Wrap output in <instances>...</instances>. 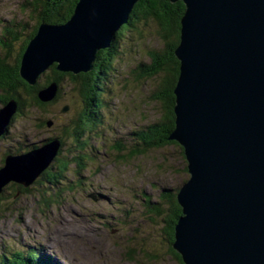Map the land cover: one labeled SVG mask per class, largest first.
Here are the masks:
<instances>
[{"label": "water", "instance_id": "obj_1", "mask_svg": "<svg viewBox=\"0 0 264 264\" xmlns=\"http://www.w3.org/2000/svg\"><path fill=\"white\" fill-rule=\"evenodd\" d=\"M139 1L79 0L66 24L41 25L21 77L34 86L54 65L61 73L91 72ZM178 1L186 11L169 140L183 149L190 178L177 193L182 217L173 249L184 264H264V0H171ZM57 89L52 84L40 99L53 100ZM15 107L0 109V136ZM59 148L53 140L8 156L0 194L10 182L33 184Z\"/></svg>", "mask_w": 264, "mask_h": 264}, {"label": "rangeland", "instance_id": "obj_2", "mask_svg": "<svg viewBox=\"0 0 264 264\" xmlns=\"http://www.w3.org/2000/svg\"><path fill=\"white\" fill-rule=\"evenodd\" d=\"M39 1L0 0V40L13 42L11 35L4 32L12 27L24 39L38 21ZM155 32L153 27L147 29L144 42L126 46L128 53L113 62L102 98V122L94 131L85 133L88 147L83 153L92 155L91 163L78 176L71 167L57 189L58 199L50 205H45L42 198L48 193L47 186L39 188L33 184L4 206L0 202V207L7 208L0 213V256L43 247L61 264H180L165 239L164 220L168 215H157L154 206L163 205L165 209L162 193H175L190 178L182 148L167 146L121 160L114 154L118 143L124 144L125 154L138 148V132L165 119L163 101L154 98L163 94L164 73L142 82H136L133 76L140 63H151V50L163 48ZM19 46L14 45L9 59L15 58ZM8 53L0 49L1 59L8 58ZM58 94L62 98L49 107L51 112L25 110L9 126L10 136L0 141V168L7 147L15 148L14 151L24 147L27 153L26 147L40 148L60 138L64 142L62 155L67 158L73 144L64 132L72 129V121L80 110L79 98L67 80L58 87L55 97ZM9 105L4 107L6 111ZM66 107L68 111L62 113ZM47 121L51 126L45 124ZM72 186V190H67Z\"/></svg>", "mask_w": 264, "mask_h": 264}, {"label": "trees", "instance_id": "obj_3", "mask_svg": "<svg viewBox=\"0 0 264 264\" xmlns=\"http://www.w3.org/2000/svg\"><path fill=\"white\" fill-rule=\"evenodd\" d=\"M79 0H41L39 1V13L38 21L34 29L21 40V34L17 33L12 27L11 29H5L4 32L11 35L13 42L6 43L5 40H0V49L9 52L8 58L1 59L0 57V105L5 107L8 103H15V111L10 119L9 125L6 128V132L17 117L23 115L25 110L28 109H47L56 104L62 95L56 96L53 100L47 104L43 102L39 93L46 90L52 84L61 87L67 80L71 82V86L78 93V108L80 109L72 121V129H65L64 134L71 138L73 144L67 158L63 157L62 150L64 148V142L59 139L60 149L56 154L52 163L47 167L44 172L33 182V185H37L39 188L44 185L48 188V193L43 194L45 205H50L55 202L59 197L60 186H62L67 173L70 172L72 166H74V172L79 175V171L84 169L83 167L91 163L92 155L89 153H83L84 148H87V141L85 139V133L88 131H94L96 127L102 122L101 111L103 109V94L106 91V83L114 67V60L123 59L126 50L130 44L134 42H144L147 37L148 31L153 27L156 29L154 35L156 38L162 41V49H154L150 51L151 63L146 65L140 63L133 71L136 82L147 81L159 76L164 73L166 79L164 80L163 94L155 96L156 100H161L164 103L166 109V116L163 121L156 124H152L145 130H141L136 135V140L139 143V147L127 150L126 154L123 151L124 144H116L117 149L116 157L117 160L132 158L133 156H140L145 154L147 151L153 149H162L167 146L178 145L177 143L169 140L170 135L175 129V95L174 90L177 85V81L180 74V62L175 56V50L177 49L180 42L181 33V20L184 17L186 7L182 1L172 3L171 0H141L133 8L128 22L123 25L120 30L116 33L111 48L100 51L96 57V61L93 70L88 73H80L73 75L71 73H61L56 67L57 65L51 66L48 72H44L39 75L36 84L34 86L29 85L21 77V65L23 56L30 44V42L37 35L39 28L42 24L49 25H63L66 24L72 17L76 4ZM37 12V8L34 12ZM141 24V26H139ZM143 27V28H142ZM4 34V33H3ZM4 39V38H3ZM19 44L18 53L15 58L9 59L10 51H14V45ZM124 46V49L122 50ZM127 46V48H126ZM126 48V49H125ZM129 51H132L129 49ZM118 60V61H119ZM117 61V62H118ZM32 105H30V104ZM30 105V106H29ZM51 112V111H49ZM48 122H45L48 125ZM5 132V133H6ZM4 136H0L2 141ZM39 147L30 146L26 147L29 151L26 153L24 147L14 151L11 147L5 149L7 155L22 156ZM99 150V148H98ZM115 150V149H112ZM122 150V151H121ZM97 151V150H95ZM183 151V149H182ZM114 152V151H113ZM2 160V166L4 167L6 162V155ZM1 169V168H0ZM187 171V170H186ZM14 185L15 188L10 187ZM72 190L73 186L67 190ZM64 190V189H63ZM28 189L19 183L11 182L3 188V193L0 194V202H3V206L9 200L16 196H19ZM162 193L165 209L163 205L154 206L157 215L167 214V218L164 220L167 224L165 230V239L168 246L170 247V253L176 257V259L183 264L181 256L173 249L175 242V226L182 217V208L177 201V193L169 190ZM167 203V204H166ZM1 204V203H0ZM45 205H43L45 207ZM0 207V213L7 208ZM30 251H35L33 253ZM44 250H35L31 248L27 252L15 251L13 255L8 257L0 256V264H57L53 258L47 255Z\"/></svg>", "mask_w": 264, "mask_h": 264}, {"label": "flooded vegetation", "instance_id": "obj_4", "mask_svg": "<svg viewBox=\"0 0 264 264\" xmlns=\"http://www.w3.org/2000/svg\"><path fill=\"white\" fill-rule=\"evenodd\" d=\"M6 139V138H5ZM5 139H3V140H5Z\"/></svg>", "mask_w": 264, "mask_h": 264}]
</instances>
